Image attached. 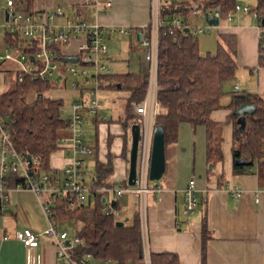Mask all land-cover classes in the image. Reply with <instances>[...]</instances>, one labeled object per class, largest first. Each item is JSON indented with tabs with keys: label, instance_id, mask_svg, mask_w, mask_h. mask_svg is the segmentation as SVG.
<instances>
[{
	"label": "trees",
	"instance_id": "1",
	"mask_svg": "<svg viewBox=\"0 0 264 264\" xmlns=\"http://www.w3.org/2000/svg\"><path fill=\"white\" fill-rule=\"evenodd\" d=\"M20 3L25 11H32L33 0H15ZM200 7L219 8L227 12L235 7L236 0H182L171 2L168 5L171 13H177L183 19H189L192 5ZM0 7L2 1L0 0ZM258 25L264 27V0H258L256 7ZM217 50L214 53L202 54L198 36L186 28H164L160 31L159 65H158V100L164 111L155 118V126L164 128L165 146L176 143L179 138V127L183 122L192 126L204 125L206 127V159L213 168L224 160L223 128L224 122L212 118V113L221 108L230 110L229 122L234 124L232 137V151L234 161L246 159L251 165H236L238 172H248L257 161L264 165L261 158L264 156V94L245 91L244 97H239L240 91L227 89L228 84H233L239 68L237 63L238 43L235 34L222 33L219 35ZM7 36V41H11ZM259 65L264 66V41L259 47ZM107 88L124 89L128 92L125 110L122 118L118 120L127 130L133 124L142 122L141 115L136 111L134 103L139 104L145 98L149 73H126L102 75ZM51 83L40 79L33 80L27 77L23 82H17L10 92H4L0 98V113L10 114L13 121L10 123L11 139L17 150L33 159L38 160L39 169L32 163V171L39 174L55 173L51 167V157L59 148V140L65 134V122L61 115L63 100L51 98L45 93ZM44 94L43 98L39 94ZM231 95L230 102L223 105L222 98ZM253 103L256 111L246 115V126L239 130L237 119L238 108L243 103ZM122 154L128 159L131 138L122 137ZM113 137L107 138L105 161L97 159L96 185L112 187L124 185L113 180L114 161L111 152ZM99 143L96 142L95 150L99 152ZM219 186L224 185V174L218 175ZM23 179L16 173H10L4 183L7 192L15 188ZM7 194V193H6ZM9 196V194H8ZM1 202L0 215L6 210L8 201ZM4 206V207H3ZM115 206H120L118 202ZM103 197L95 198L91 202L79 203L76 209L68 207V198L64 197L53 205L56 220L59 223L75 221L81 224L76 236L83 240L72 249L74 259L80 260L91 254L96 264H146L143 254L142 220L140 211H135L133 218L123 226H117L120 217L106 215L103 210ZM202 264H207L208 245L211 232L206 220L202 223ZM151 264H181L179 255L175 252L150 253Z\"/></svg>",
	"mask_w": 264,
	"mask_h": 264
},
{
	"label": "built area",
	"instance_id": "2",
	"mask_svg": "<svg viewBox=\"0 0 264 264\" xmlns=\"http://www.w3.org/2000/svg\"><path fill=\"white\" fill-rule=\"evenodd\" d=\"M5 3L0 7L4 13V21L0 16V25L5 28V53H0V98L5 92L8 76L14 74L15 82H23L27 77L50 82L51 87H62L64 73L69 75L68 94L62 97H53L63 100L61 115L65 122V134L59 140V148L65 158L66 164L62 168H53L55 173L39 174L32 171L39 169L38 160L20 153L15 147L10 135V123L14 120L12 115L0 113V199L8 201L9 190L4 180L10 173H16L23 179L16 188L30 189L39 198L41 207L48 220L44 231H34L25 228L19 232L18 238L28 248H36L41 244V238H49L56 246L57 257L60 264H96L91 254L76 260L72 249L83 243L76 235L71 236L69 231L59 226L56 220L53 205L59 199L68 198V207L76 209L79 203L98 196L103 197V212L119 218L122 214L119 199L125 193H132L143 204L142 224L145 221L147 196L151 191H160L157 181L150 180V159L153 143L155 118L164 111L158 100V65L160 31L164 28H186L194 36L210 34L212 29L219 31L241 20L239 15H251L258 18L257 11L249 5L236 4L227 12L219 8H205L197 4L192 5L190 17H202L205 25H192L190 19H183L177 13H171L168 5L171 2L182 0H150V18L141 27L142 35L140 45L143 55L148 63L149 81L143 101L134 103L136 111L141 115V134L139 139L137 179L135 185L128 184V177L124 185L104 187L96 185V177L90 170L87 160L96 153L94 147L84 139L85 120H106L102 112V97L100 91L105 88L102 75L107 73L106 59L109 54L107 33L105 27L99 23H89L86 18L78 14L75 18L68 16L61 6L53 11L41 9L38 11H25L17 6L15 0H1ZM112 2L106 3V8ZM7 13V14H6ZM217 18L218 24H211L209 19ZM61 19V21H59ZM239 19V20H238ZM260 43L264 41V27L258 26ZM128 34L129 30H121ZM10 36L11 41L6 37ZM76 42V50H71ZM78 57L77 62H65L62 57ZM67 83V82H65ZM50 87V88H51ZM235 91H240L239 84ZM30 160H29V158ZM91 177V178H89ZM155 187L150 186L151 183ZM228 191L237 198L244 195V190L235 185H227ZM261 190L255 191V201H260ZM7 193V194H6ZM204 200V198H203ZM201 198L198 195L196 180L191 178L183 190L182 213L186 221L195 214ZM4 207V206H3ZM140 207V206H139ZM144 216V218H143ZM143 235V254L146 264H151L150 252L147 249L146 238Z\"/></svg>",
	"mask_w": 264,
	"mask_h": 264
},
{
	"label": "crops",
	"instance_id": "3",
	"mask_svg": "<svg viewBox=\"0 0 264 264\" xmlns=\"http://www.w3.org/2000/svg\"><path fill=\"white\" fill-rule=\"evenodd\" d=\"M109 1L112 6L106 8ZM17 6L22 8L20 3ZM56 6H61L71 18L81 14L89 23L103 25L107 43L114 33H119L129 37L136 34L140 44L138 34L142 35L141 27L150 18V0H33L31 10L47 8L53 11ZM239 16L241 20L220 31V34H235L238 43L239 68L234 83L228 84L227 89L231 87L230 90L235 91V85L239 84L240 94L247 91L263 95L264 66L259 65V25L251 15ZM121 30H129V33ZM76 48V42H73L71 50ZM229 102L230 99L222 100L223 105ZM229 114L227 108L212 113L213 119L225 123L224 160L213 173H209L212 168L206 159L204 125L194 127L188 122L181 123L178 141L166 146V169L156 184L160 191L148 194L145 209L146 245L150 253L175 252L181 264H202L201 232L202 223L206 220L211 232L207 264H264V179L252 169L235 171L232 151L234 124L228 121ZM121 140L117 139L112 146L120 155L115 165L118 163L125 167L129 156L128 159L123 156ZM102 149L96 150V161H105L108 149L106 147L105 152ZM65 163L66 158L60 150L52 155V168H62ZM221 173L225 176L223 186L218 185ZM191 178L196 180L201 201L195 214L186 221L182 213L183 190ZM228 183L243 189V197L232 195L227 189ZM150 186L154 188L155 184L152 182ZM257 189L262 191L258 203L255 201ZM124 199L125 205L119 199L122 213V206L126 208L129 202V199ZM47 226L48 220L33 191L16 187L9 189L6 210L0 215V264H60L56 246L49 238L43 236L36 248L26 247L18 238L19 232L25 228L42 232Z\"/></svg>",
	"mask_w": 264,
	"mask_h": 264
},
{
	"label": "rangeland",
	"instance_id": "4",
	"mask_svg": "<svg viewBox=\"0 0 264 264\" xmlns=\"http://www.w3.org/2000/svg\"><path fill=\"white\" fill-rule=\"evenodd\" d=\"M236 1L240 5H249L251 7H256L258 4V0H236ZM0 16L4 21V13L2 11L0 13ZM253 18L255 19V17ZM189 19L192 25H205V21L202 17H189ZM244 23L245 21L242 24ZM4 33H5V28L2 25H0V53H5L6 47L4 46V39H3ZM219 35H220V31L217 28H214L212 29L210 34H200L198 36V42L202 54H206L208 52L214 53L217 50V44L220 38ZM108 47H109V60L106 61L107 73L126 74V73L148 72L149 70L148 63L144 58L143 48L140 46L136 34H133L132 36L129 37L123 34L114 33L112 35V38L108 41ZM69 79H70L69 75L67 73H64V82L61 83L60 85L62 88L60 90H57L58 88L51 87L45 93V95L51 98L66 96L68 94L67 91L70 89V85L68 84ZM15 85L16 82H15L14 74L10 73L8 76L7 86L3 87V90L5 92H10L15 88ZM230 89L231 87L228 88V91ZM100 94L102 97L101 109L102 112L106 114L107 118L106 120L101 119V121L98 123H95V121L93 120L86 119L84 123V139L86 143L92 147L95 145V142L98 141L100 145L99 149L103 148L102 152H105V149L107 147V138L109 136L113 137V143H112L113 146L115 145V141L117 139H121L125 135L131 138V130H127L123 124L118 122V120L122 118L124 114L128 92L124 89H119V88L118 89L105 88L100 91ZM229 99H231V97H227L226 95L223 97L222 100L228 101ZM113 146L111 148V152L113 155V161L115 165V161L120 158V155L113 149ZM263 150H264V144H263ZM57 152L58 150H56L53 153V155H55ZM261 161H264V156L263 158H261ZM87 162L90 164L89 168L92 171L93 176H95L94 173L96 171V163H97L95 155L89 158ZM128 166H129V160H128V165L126 164L125 167L123 165H118V163H116L115 165L116 172H114L113 174V180L118 182H122V180L124 181L126 179V167ZM251 168L254 171V173L257 172L260 175L261 179H264V165L259 164L256 161ZM124 198L129 199V202L126 208L122 206L123 213L121 214L120 218L125 220L128 217L131 220L136 210L139 211L140 209L143 210V204H141L140 199L132 193H125L124 196L120 198L122 204L125 205ZM89 201L91 202V204H94L95 199L88 200L87 202ZM59 226L67 229L70 232V235L74 236L76 232L80 229L81 224L75 221H66L64 223H59ZM142 231L144 233V240H145L146 238L145 221L142 224Z\"/></svg>",
	"mask_w": 264,
	"mask_h": 264
},
{
	"label": "water",
	"instance_id": "5",
	"mask_svg": "<svg viewBox=\"0 0 264 264\" xmlns=\"http://www.w3.org/2000/svg\"><path fill=\"white\" fill-rule=\"evenodd\" d=\"M7 14V13H6ZM211 24H218L217 18H212L208 20ZM188 31V29H186ZM141 34H138V39H140ZM62 60L65 62H77L78 57H62ZM118 88H121V85H118ZM239 97H244L245 94H238ZM40 98L44 97V94H39ZM256 111V107L253 103H243L237 110L239 118L237 123L239 125V130L243 131L246 126V115H252ZM141 134V126L136 123L131 126V145L129 151V167H128V184L135 185L137 179V165H138V150H139V139ZM165 138H164V128L161 125H156L153 132V143L150 159V180L151 181H160L164 175L166 169V154H165ZM29 158V157H28ZM30 160V158H29ZM236 165H251V161L246 159H236L234 161ZM210 168H213V165L210 164ZM128 221L126 218L123 221H117V226H123L125 222Z\"/></svg>",
	"mask_w": 264,
	"mask_h": 264
}]
</instances>
